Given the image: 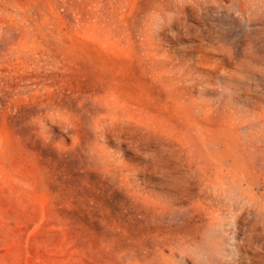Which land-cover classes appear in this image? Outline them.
<instances>
[{
  "label": "rangeland",
  "instance_id": "obj_1",
  "mask_svg": "<svg viewBox=\"0 0 264 264\" xmlns=\"http://www.w3.org/2000/svg\"><path fill=\"white\" fill-rule=\"evenodd\" d=\"M0 264H264V0H0Z\"/></svg>",
  "mask_w": 264,
  "mask_h": 264
}]
</instances>
